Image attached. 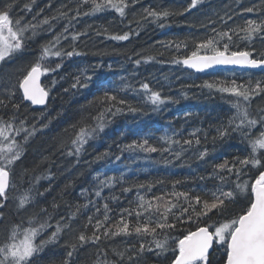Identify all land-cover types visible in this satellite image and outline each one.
<instances>
[{
    "label": "trees",
    "instance_id": "16d2710c",
    "mask_svg": "<svg viewBox=\"0 0 264 264\" xmlns=\"http://www.w3.org/2000/svg\"><path fill=\"white\" fill-rule=\"evenodd\" d=\"M190 2L191 0H138L136 4L126 9L124 18H121L114 10H109L93 16H81L74 22L76 32H88V35L81 37L75 45L85 55L65 59L60 69L43 75L42 85L51 89L46 103L47 108L45 106L34 108L24 102L20 91L13 99V103L21 105L16 115L19 119L27 117L29 125L35 121L39 128L41 124L48 122L49 117L54 118L48 128L40 131L26 145L25 155L18 162L21 169L20 176L24 179L16 190L27 191L35 183L36 177L40 176L41 179L34 189V194L36 191L43 192L49 188L50 191L42 199L38 198L37 203L29 204L27 210H15L10 203H6L3 208H0L3 216L15 221L14 224L23 222V227H27V219L40 207H48L51 212V204L55 200L59 207L51 221L54 226L61 216H67L70 211H75L77 204L83 205L86 202L85 197L81 196L82 190H87L88 198H94V189L97 186L94 177L97 173L115 175L118 178L123 174L124 183H118L112 189L105 188L102 198L97 199V206L101 208L97 218L103 220L102 205L108 203L111 209L110 223L115 224L119 219L121 209L135 207V203L130 205V202L137 200V189L132 187L133 185L152 184L151 190L147 187L140 190V194L148 199L170 193L173 190L172 182L176 180L186 181L177 187V191L195 189L199 192L201 188L213 189L217 181L194 179V177H207L212 172L214 164L221 163L225 159L231 160L235 156L243 158L249 154L250 147L247 141H242L236 133L213 143L212 138L216 135V126L222 121L226 122L227 118L232 115L230 100L234 98L229 94L210 91L200 86L205 81L230 82L233 78L239 84L247 82L249 77L254 83L256 79H264V70L217 69L196 73L183 68L182 64H174L171 61L173 58H183L189 55L195 50L196 42L212 35V28L223 31L227 28L243 26L248 19L264 18V0H202V3L195 9L183 15H172L167 20L161 19L159 22L151 18L142 19L145 8L168 9L174 13H180ZM5 3L14 4L11 19L15 21L23 18V23H39L45 17L56 16L58 11L67 12L70 8H76V4L71 0H34V2L33 0H0V10L3 9ZM25 5H30L31 10H26ZM253 6L260 7L261 11L243 12V9ZM86 10V7L80 9L81 12ZM74 14V11L69 13V15ZM228 15L232 16V19L227 24H222L220 18ZM67 22V19L52 21L54 27L51 32L47 30L48 26H45L34 39L26 42L20 53L0 65V74L8 71L14 72L13 81L18 76H22L35 62L41 45L60 33ZM160 23H164L166 27L161 28ZM104 29H108V32L104 33ZM97 32L101 35H96ZM125 32L130 33L127 41H114L107 38L111 34L122 35ZM169 41L174 44L187 41L188 46L177 51L174 46L165 47ZM71 46L70 37L67 41H61L60 47L71 50ZM251 47L256 50L254 56H258L261 51H264V39L255 38ZM247 48H249L247 42L240 41L231 50ZM148 56L154 59L145 63L144 58ZM138 59L141 60L139 65L134 63ZM56 63H60V60L51 58L49 66L55 68ZM97 64L102 67H92ZM109 64L112 65L111 68L108 67ZM80 69H87V73L93 76V80L87 89H71L73 77L79 74ZM120 78H125L124 82L131 88L118 93V97L127 100L141 111L137 113L126 111L116 116L104 132L89 141L79 158L68 156V146L74 136L69 126L79 121L82 116L96 115L97 106H89L88 101L101 93V85L108 88L120 86ZM53 80L56 81L55 84L52 83ZM142 83H148L152 91H159L164 97H171V101H167L160 110L154 111L153 106L144 100V92L140 89ZM64 89L68 91L65 92ZM2 98L7 100L6 96ZM263 98L264 94L253 97L251 111L254 116L257 109H264ZM13 111L9 103L6 109L0 108V116L7 120ZM42 113L46 114L37 120L36 118L41 117ZM185 113L190 115L185 116ZM19 119L16 121L17 124ZM65 129L69 131L66 132ZM196 129L201 130L199 132L201 144L198 146L195 145L194 138L189 135ZM261 130L262 127L258 125L253 130L252 137H256ZM174 131L180 133L177 139H193V147L179 160L161 151L146 153L141 150L121 151L120 149V146L127 145L133 140L139 141L144 138H148L151 145L162 149L167 145L159 138L165 134L172 135ZM205 132H207V141L204 139ZM20 139L22 140L23 137L21 136ZM61 141L65 143L64 148L59 147ZM205 148L208 149L209 154L203 160H198V153ZM106 150L109 155L97 160L96 157ZM175 150H179L178 146ZM261 154H264V150H261ZM118 156L119 160H117ZM44 157H48V160H43ZM166 159L171 163L166 164L164 162ZM255 175H258V172L250 173V176L245 179H254ZM157 181L162 183H157ZM124 187H132V191L123 193ZM112 196L118 199L112 200L110 198ZM68 205L72 207L69 208ZM242 206L241 201L229 205L226 215L230 218L238 213ZM94 213V208L82 210L81 214L74 218L71 230L62 232L56 243L32 258L31 264H61L68 251L66 245L78 243L76 238L80 232H85L88 236L92 235L91 226L85 229L84 225L88 223V216ZM223 218V216H211L212 221ZM204 223L207 221L201 224L186 223L171 235L180 238L186 234V230H194L198 226H203ZM48 234L50 235L51 232H46V235ZM146 239L150 240L151 237ZM139 243L140 240L135 234L128 237L102 238L99 243L95 244L89 242L79 249L72 264H94L99 248L105 249L108 257L116 260L112 254L113 248L123 249L130 245L139 248ZM170 247H175V245ZM167 256V259L163 256L158 258L155 252H145L140 264H170V260L174 257L170 253ZM217 256L219 259H211L210 264H219L223 260L222 254H217Z\"/></svg>",
    "mask_w": 264,
    "mask_h": 264
},
{
    "label": "snow or ice",
    "instance_id": "6c2138e0",
    "mask_svg": "<svg viewBox=\"0 0 264 264\" xmlns=\"http://www.w3.org/2000/svg\"><path fill=\"white\" fill-rule=\"evenodd\" d=\"M71 2L76 4L75 9L70 8L67 12L58 11L56 16L45 17L39 23H23V18L13 21L11 10L14 4L12 3H5L3 9L0 10V64L8 62L17 53H20L26 42L34 39L45 26H48L47 30L51 32L54 27L52 21L61 19L68 21L60 33L41 45L35 62L22 76H18L15 81L12 80L11 76L6 80L0 78V108L6 109L11 103L14 110L7 120L0 116V208L6 205L9 199V190L14 187L11 173L14 166L25 155L26 145L40 131L48 128L54 119L49 117L48 122L41 124L39 128L35 121L29 125L27 117L19 119L16 115L21 105L13 103L14 97L19 91H22L23 101H30L32 105H44L47 108L46 101L50 97L51 89L41 86V76L60 69L65 59L85 55L75 45L81 37L87 36L88 32H76L74 22L81 16H93L109 10H114L121 18H124L126 9L136 4L138 0H71ZM201 3L202 0H191L180 13H174L168 9L145 8L142 19L151 18L155 22H159L161 19L167 20L172 15H183ZM85 7L87 10L81 12L80 9ZM25 9L30 11L31 6L25 5ZM73 11L75 14L69 15ZM260 11L261 8L257 6L243 9L245 13ZM231 19L232 16L230 15L220 18L222 24H227ZM159 26L161 28L166 27L164 23H160ZM107 32L108 29H104V33ZM96 35H101V33L97 32ZM69 37L72 42L71 50L60 47L61 41H67ZM129 37L130 33L125 32L122 35L111 34L107 38L114 41H127ZM234 37H236L235 40ZM257 37L264 39V18L259 20L248 19L243 26L227 28L223 31L212 28V35L194 44L195 50L183 58H173L171 63L183 64L197 72H204L216 65H238L264 70V51H261L258 56H254L256 50L251 47ZM240 41L247 42L249 48L231 50ZM172 46L179 51L182 47L187 48L188 44L187 41L175 44L169 41L165 45L166 48ZM51 58L60 60V63L55 64V68L49 66ZM153 59L154 57L148 56L144 58V62L147 63ZM134 63L139 65L141 60H135ZM92 67L99 68L102 65L97 64ZM108 67L111 68L112 65L109 64ZM120 79L121 85L115 88L101 85V93L88 101L89 106H97L96 115L82 116L79 121L69 126L74 132V136L68 146V156L79 158L89 141L104 132L105 128L113 123L116 116L126 111L130 113L141 111L140 108L127 100L118 97V93L131 88L129 84L124 82L125 78ZM92 80L93 76L87 73V69H80L79 74L73 77V83L70 87L75 90L87 89ZM52 83L55 84L56 81L53 80ZM200 87L210 91L215 90L221 94L226 93L234 98L230 100V106L233 109L232 115L227 118L226 122L222 121L216 126V135L212 138L213 143L236 133L239 134L242 141H247L250 147L249 154L243 158L235 156L231 160L225 159L221 163L214 164L212 172L207 177H194V179L217 181L213 189L201 188L199 192H196L195 189L177 191V187L186 181L176 180L172 182L173 190L170 193L148 199L145 195L140 194V190L145 187L151 190L153 185L135 184L132 187L137 189V200L130 202V205L135 203V207L121 209L119 219L115 224H112L109 216L111 209L108 203L102 205L103 220L97 218L101 212V208L97 206V199L102 198L105 188L112 189L116 184L124 183V177L123 174L118 178L115 175L97 173L94 177L97 182L94 198H88L87 190H82L81 196L85 197L86 202L83 205L77 204L75 211H70L67 216H61L54 226L51 221L59 207L55 200L51 204V212L48 207H40L27 219V227H23V222L11 225L5 242L0 243V264H31L32 258L43 252L46 246L56 243L62 232L71 230L74 218L81 214L82 210H89L90 208H94L95 213L88 216V223L84 225V228L87 229L91 226L92 235L88 236L85 232H80L76 238L78 243L66 245L68 251L61 264H72L79 249L89 242L95 244L99 243L102 238L128 237L133 234L140 240L139 248H136L135 245L123 249L113 248L112 254L116 260L110 259L107 251L99 248L94 264H140L145 252H155L158 258L163 256L165 259L170 253L174 257L170 260V264H210L209 255L213 244L219 245L223 249V264H264V170H261L264 169V154H261V150H264V109H257L255 116L251 111L253 97L264 94V79H256L253 83L252 78L249 77L247 82L239 84L235 78L230 82L205 81ZM140 89L144 92L145 102L150 103L154 111L160 110L161 106L172 99L162 96L159 91H152L148 83H142ZM64 91L67 92L68 89H64ZM133 91L136 90L133 89ZM4 96L7 97V100L2 98ZM45 114L42 113L41 117L36 119H41ZM188 115L190 114L185 113V116ZM17 119H19L18 124L16 123ZM89 120L91 123H87ZM258 125L262 127V130L253 138L252 132ZM65 131L67 132L69 129H65ZM200 131V129H196L189 134L194 138L197 146L201 144ZM179 135V132L174 131L172 135L161 136L159 139L167 145L162 149L151 145L148 138L139 141L133 140L127 145L120 146V149L121 151L141 150L146 153L161 151L168 153L173 159L179 160L185 152L193 147V139H177L176 137ZM21 136L23 139H18ZM207 138V132H205V141ZM177 146L179 150H175ZM59 147L64 148L65 143L61 141ZM208 154V149L205 148L198 153L197 159L203 160ZM108 155L109 152L106 150L99 154L96 159L101 160ZM119 159L118 156L117 160ZM43 160H48V157H44ZM164 162L166 164L171 163L167 159ZM25 171L27 172V170ZM193 171L195 170L193 169ZM254 172H258L254 179H245ZM44 178L47 179L48 177ZM40 179L41 177L37 176L35 183L27 192L17 198L18 210L24 209L29 204L37 203L38 198L42 199L50 191L49 188L43 192L36 191L35 195L30 194L39 184ZM157 183L162 182L157 181ZM132 187H124L122 192L128 193L132 191ZM110 198L112 200L118 199L116 196ZM237 201H241L243 206L238 213L229 218L226 215L229 211V205H234ZM68 206L69 208L72 207L71 205ZM212 215L223 216L224 218L212 221ZM0 219H3L2 212H0ZM204 221L207 223L196 227L194 231L186 230V234L180 238L171 235L172 232L177 231L186 223L201 224ZM53 227L54 230H52ZM49 231L51 234L47 239L39 240L37 243L38 238ZM147 237H151V239H146ZM173 244L175 247H170Z\"/></svg>",
    "mask_w": 264,
    "mask_h": 264
},
{
    "label": "rangeland",
    "instance_id": "374dc122",
    "mask_svg": "<svg viewBox=\"0 0 264 264\" xmlns=\"http://www.w3.org/2000/svg\"><path fill=\"white\" fill-rule=\"evenodd\" d=\"M1 65V64H0ZM14 74V72L12 71H8L7 73H3V74H0V78H3V79H8L9 76H11L12 78V75ZM13 80V78H12ZM18 139H20V137H18ZM21 140V139H20ZM20 165H18V163L14 166L13 170H12V177H13V184H14V187L11 188L9 190V199L10 201L7 202V204H11L13 206V208L16 210L17 209V205L18 204V197L21 196L23 193H26L27 191H25L24 189H17L16 187V180L14 178H18L20 176V172H21V169L19 168ZM23 181V180H22ZM22 183V182H21ZM16 187V188H15ZM34 193V190L33 192ZM10 205V206H11ZM11 206V208H12ZM29 207V205H27L24 209L22 210H27V208ZM15 221H13L12 219H9L8 217L6 216H3V219H0V243H3L5 242L6 238H7V235H8V229L11 227V225L14 224ZM49 236L45 234L41 235L38 240H37V243H39V240H42V239H47V237ZM52 244L46 246V248L50 247ZM45 248V249H46ZM42 253V252H41ZM40 254V253H39ZM37 254V255H39Z\"/></svg>",
    "mask_w": 264,
    "mask_h": 264
},
{
    "label": "water",
    "instance_id": "95a60500",
    "mask_svg": "<svg viewBox=\"0 0 264 264\" xmlns=\"http://www.w3.org/2000/svg\"><path fill=\"white\" fill-rule=\"evenodd\" d=\"M186 69H188V70H191V71H194V72H197L195 69H190V68H187V66H185V65H183ZM221 68H231V69H246V70H248V69H253V68H248V67H241V66H238V65H216V66H213V68H211V69H206L204 72H206V71H211V70H215V69H221ZM260 68H256V69H253V70H259ZM41 80H42V76H41V78H40V83H41V86H43L42 85V82H41ZM44 87V86H43ZM21 92V94H22V91H20ZM48 101V100H47ZM47 101H46V103H47ZM24 102H26V103H30L31 104V102L30 101H24ZM32 105V104H31ZM44 105H32V107H34V108H41V107H43Z\"/></svg>",
    "mask_w": 264,
    "mask_h": 264
},
{
    "label": "flooded vegetation",
    "instance_id": "af4514ba",
    "mask_svg": "<svg viewBox=\"0 0 264 264\" xmlns=\"http://www.w3.org/2000/svg\"><path fill=\"white\" fill-rule=\"evenodd\" d=\"M11 179H12V181H13V177H12V173H11ZM15 180H16V187L17 186H19V185H21V182H22V180L24 179L23 177H21V176H19L18 178H14ZM15 187V188H16ZM22 190V189H21ZM9 194V193H8ZM23 194H25V193H23ZM22 194V195H23ZM31 195H35L34 193H30ZM17 205V204H16ZM217 254H222L223 255V250L222 249H219V248H214V249H212L211 251H210V255H209V261H211V259H213V260H217V259H219V257L217 256ZM213 255V256H212ZM219 264H223V260L219 263Z\"/></svg>",
    "mask_w": 264,
    "mask_h": 264
},
{
    "label": "bare ground",
    "instance_id": "6f19581e",
    "mask_svg": "<svg viewBox=\"0 0 264 264\" xmlns=\"http://www.w3.org/2000/svg\"><path fill=\"white\" fill-rule=\"evenodd\" d=\"M258 1V0H257ZM261 46V45H260ZM183 65V64H182ZM183 68H185L184 66H183ZM186 69V68H185ZM188 70V69H187ZM215 70H217V69H215ZM241 70H246V69H241ZM248 70H253V69H248ZM259 70H261V69H259ZM189 71H191V70H189ZM212 71V70H211ZM192 72H194V71H192ZM206 72H208V71H206ZM196 73H203V72H196ZM264 99V98H263ZM264 106V105H263Z\"/></svg>",
    "mask_w": 264,
    "mask_h": 264
}]
</instances>
